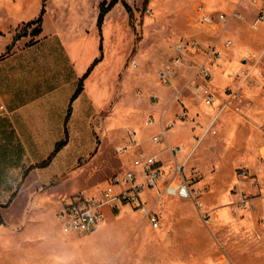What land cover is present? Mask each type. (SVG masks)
Wrapping results in <instances>:
<instances>
[{"label":"crops","instance_id":"1","mask_svg":"<svg viewBox=\"0 0 264 264\" xmlns=\"http://www.w3.org/2000/svg\"><path fill=\"white\" fill-rule=\"evenodd\" d=\"M32 1L0 0V196L10 195L5 207L18 193L44 194L58 189L54 179L70 173L78 174L80 160L87 158L89 161L90 157H97L93 152L96 143L103 140L110 143L112 133L121 137L124 127L121 117L124 82L120 80V75L134 43L123 57L119 71L107 64L103 38V57L88 72L100 56L101 36L97 20L103 0L94 5L88 0H36L35 5ZM43 6L45 14L49 12L53 17L52 27L45 30L42 20L40 34H26L14 41L19 26L38 18ZM116 11L122 12L126 18L133 40L135 33L130 17L121 2L107 13L102 27L112 21ZM193 37L198 40V45L190 49L191 68L180 72L190 76L183 79L179 75L175 79L179 83L178 79L181 80L179 89L184 90L179 96L181 101H175L179 105L177 114L185 111L187 118H180L174 127L167 129L165 124L172 119L170 117L175 111L174 99L166 110L150 105L146 99L145 114L150 113L155 119L151 125H158L155 134H161L162 141L155 144L152 141L155 134L151 136L144 132L145 127L151 126L147 121L143 128L136 124L130 131L136 132L139 146L122 155L120 172L132 167L137 152L156 156L162 164V183L145 194L152 206L159 204L157 200L162 191L160 200L165 205L163 207L170 199L188 200L177 196L180 181L179 176H174L177 165L183 167V175L187 179L198 178L195 185L201 188L202 173L207 178H213L211 172L215 167L220 174L225 166L230 173L236 167L233 185L249 193L258 188L253 184L255 180H264V23L257 27L253 21L250 26L236 24L230 29L228 37L221 33L217 36L211 30L199 32ZM228 41H231L230 45H227ZM210 47L221 53L215 59L209 82L215 95L214 104L206 106L198 99L192 82L199 67L207 62L209 56L206 52ZM137 53L136 46L133 56ZM137 56L140 58L141 54ZM257 59L255 66L251 67ZM246 66L251 67L247 76L244 74ZM86 74L82 91L74 98ZM109 74L117 75L112 89L105 85L108 84ZM175 75H170L165 81L172 84ZM149 80L152 83L150 76ZM165 81L163 86L151 88V92L170 101L173 93L164 86ZM234 92L238 97H234ZM130 131L119 139L116 147L125 141ZM66 138L67 144L49 165L38 167ZM176 146H181L182 152L174 155ZM195 155L198 168L190 165ZM55 163L57 173L53 177L42 175V170ZM245 166L251 176L249 179L242 178L239 173ZM27 170L29 173L23 179ZM13 194L15 197L11 200ZM61 202L55 210L59 225L57 212ZM246 212L252 211L247 208ZM113 214L108 213L106 222Z\"/></svg>","mask_w":264,"mask_h":264},{"label":"rangeland","instance_id":"2","mask_svg":"<svg viewBox=\"0 0 264 264\" xmlns=\"http://www.w3.org/2000/svg\"><path fill=\"white\" fill-rule=\"evenodd\" d=\"M98 1L100 0H88L93 5ZM126 2L133 10L134 39L132 40L126 18L122 12L116 11L112 21L105 28H99L101 43L100 56L97 58L100 62L103 57L104 38L107 64L120 71L123 57L134 43L126 56L123 74L120 75V80L124 82L121 115L124 127L120 132L121 137L112 133V142L98 141L93 148L97 157H90L89 161L87 158L80 160L78 174L70 173L54 179V183L58 184L56 190L46 191L44 194L18 193L7 207L5 204L10 195L0 196V264H264V225L259 222L264 212V180L258 179V184H255L258 188L253 193L238 188L237 185L234 187L236 167L230 173L228 166H225L222 174L215 167L211 172L213 178H207L202 173L203 188L199 198L203 204L201 209L192 200H168L166 207L162 209L163 219L158 229H153L139 212L125 205L121 212H115L93 233L62 234L55 217L60 201L79 194H98L101 188L107 186L108 179L120 172L123 156L115 152L119 139L136 124L143 128L144 122L153 118L150 113L145 114L146 99L150 105L162 110H166L174 99L175 117H170L172 119L168 120L165 128L170 129L180 121V113L177 114L179 105L175 101H181L179 96L184 90L179 89L181 80L178 79L179 83L175 79L179 75L183 79L190 76L180 72L191 68L189 65L193 60L188 57L192 54L189 50L183 55L185 65L174 67V82L171 84L162 79L161 73L167 66H172L177 55L175 44L196 42L198 40L193 35L205 30H211L217 36L221 33L228 37L230 29L236 24L250 26L254 22L264 0ZM31 3L35 5L37 1ZM200 4L206 5L208 11L215 15L225 14L228 21L214 19L213 23H201L197 12ZM234 13L241 14L242 17ZM52 21L53 17L49 12L44 15L45 30L52 27ZM24 26L25 23H22L16 34H22ZM35 26L33 24L27 28V36L31 35ZM35 30L38 34L42 32H38L36 28L34 32ZM136 46L138 53L133 56ZM138 54H141L140 58ZM132 61H135V67L132 66ZM257 61L258 59L253 61L251 67ZM251 67L246 66L245 72H249ZM112 75H108L109 81L105 84L108 89L114 87L117 79V75ZM163 80L167 90L173 93L170 101L151 92L155 86H163ZM103 115L106 113L103 112ZM157 128L158 125L154 124L145 127L146 131H143L152 136ZM109 134L111 135V131ZM196 160L197 155L190 161V165L198 168ZM41 172L42 175L53 177L57 173V164ZM240 195L249 201V206H240ZM252 199L254 200L251 201ZM247 208L252 212H246ZM204 211L211 213L212 220L204 217ZM220 216L229 218L222 219Z\"/></svg>","mask_w":264,"mask_h":264},{"label":"built area","instance_id":"3","mask_svg":"<svg viewBox=\"0 0 264 264\" xmlns=\"http://www.w3.org/2000/svg\"><path fill=\"white\" fill-rule=\"evenodd\" d=\"M197 12L199 14L200 22L213 23L214 19L218 21H228V17L225 14L215 15L209 12L204 4L197 6ZM238 17H242L241 14H236ZM264 23V3L261 6L260 11L254 19L253 25L259 26ZM231 41L227 42L230 45ZM198 44L193 42L189 44L188 41L179 42L175 44L176 57L172 61V66H167L161 73V77L167 80L170 75L174 73V67L183 64V55L187 53L190 48L196 47ZM220 51L215 48H207L206 54L209 56L207 62L202 64L192 82L195 85V91L198 99L201 100L206 106H212L214 104V92L212 91L209 82L213 75V65L215 59L220 55ZM132 65L136 66V63L132 61ZM248 72H244L247 76ZM234 97H238L237 93H233ZM181 119H186L187 114L185 111L180 115ZM154 118L148 119V124H153ZM162 135L158 134L152 137V141L155 144H159L162 141ZM139 146L137 135L135 131H130L125 141L115 148V152L118 155H124ZM182 152L181 146H176L173 149V154L176 155ZM240 175L244 179H249L248 168L242 167L239 171ZM164 170L160 161L156 156L147 155L143 152H137L133 158L132 167L123 170L108 180L106 187L101 188L98 194L90 195H75L74 197L63 199L57 212V217L60 223L61 231L64 235L69 234H90L99 229L107 220L108 213H115L120 210L121 207L129 205L131 208L139 212L154 229H158L162 223V209L163 202L160 200L163 197V192L160 193V201L158 205H150L146 199L145 194L158 188L162 183ZM174 176H179L180 181L177 186V196L182 199L194 200L198 208H202L203 204L200 201L201 187L195 184L198 178L193 177L187 179L183 175V167L177 165L174 170ZM167 183H169L167 181ZM253 184H258V180H255ZM264 190V182L262 184ZM239 204L242 207L249 206V201L240 195ZM204 217L207 220H212V215L208 211L203 212ZM259 222L264 225V212L259 218ZM0 220V224H1Z\"/></svg>","mask_w":264,"mask_h":264},{"label":"trees","instance_id":"4","mask_svg":"<svg viewBox=\"0 0 264 264\" xmlns=\"http://www.w3.org/2000/svg\"><path fill=\"white\" fill-rule=\"evenodd\" d=\"M45 1V0H44ZM149 0H145V2H148ZM118 2H121L123 4V6L125 7L126 11L128 12L129 14V17H130V23H131V26L133 27V24H132V20H133V10L131 8V6L126 2V0H110L109 2H107V0H103L101 2V4L99 5V15H98V20H97V26L98 28H101L103 23H104V19H105V16L107 15V13L118 3ZM45 14V6H43V8L41 9V12L38 16V18H36L35 20H33L32 22H28L27 24H25V30L24 32L21 34H16L15 38H14V41L19 39V37L23 36V35H26V30L27 28L30 26V25H33L35 24L36 25V29L38 32L41 31V23H42V20H43V16ZM34 28V29H35ZM34 29L32 30L31 32V35H38V33L35 34L34 32ZM30 43V42H29ZM99 62V59H97L93 66L95 64H97ZM93 66L89 69L88 72L91 71V69L93 68ZM87 76V74L81 79L80 81V84H79V87H78V90L74 96L77 97V95L82 91V87H83V80L85 79V77ZM71 112V110H70ZM69 112V113H70ZM67 144V138L63 141H61L60 143L57 144V146L55 147L54 151L51 153V155L48 157L47 160H45L44 162H42L41 164L38 165V167H45L47 165H49V163L53 160V158L56 156V154ZM35 166H32L31 168H34ZM30 168V169H31ZM29 173V170H27L24 175H23V179L27 176V174ZM15 197V194L12 195L11 197V200ZM10 200V201H11Z\"/></svg>","mask_w":264,"mask_h":264},{"label":"water","instance_id":"5","mask_svg":"<svg viewBox=\"0 0 264 264\" xmlns=\"http://www.w3.org/2000/svg\"><path fill=\"white\" fill-rule=\"evenodd\" d=\"M35 33H36V30H35Z\"/></svg>","mask_w":264,"mask_h":264}]
</instances>
